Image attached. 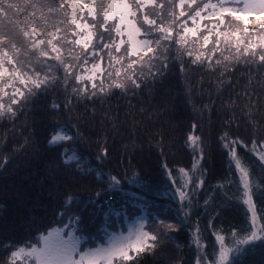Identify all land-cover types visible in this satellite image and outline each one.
I'll list each match as a JSON object with an SVG mask.
<instances>
[{
	"label": "snow or ice",
	"instance_id": "1",
	"mask_svg": "<svg viewBox=\"0 0 264 264\" xmlns=\"http://www.w3.org/2000/svg\"><path fill=\"white\" fill-rule=\"evenodd\" d=\"M0 18L5 21L0 23V119L15 120L33 98L49 90L62 89L63 108L70 110L73 99L107 96L113 88L124 93L129 87L139 89L148 79L163 75L170 57L179 61L182 72L185 56L192 58L191 64L213 71H231L236 64L264 67V0H167V4L165 0H0ZM250 103L251 144L229 131L221 133L218 143L227 153L229 172L235 179L216 185L225 197L224 205L235 200L246 206V225L225 231L210 221L211 244L197 225L191 239L194 264H242L248 252L264 246V209L258 212L254 200L257 194L264 196V139L257 142L259 129L252 119L255 102ZM50 107L58 111L61 105L54 100ZM192 128L185 141L194 157L191 169H178L182 182L171 170L166 172L185 217L206 174L201 165L206 144L196 134L195 123ZM78 135L59 125L48 145L63 146L60 167L65 173L88 175L91 168L67 147ZM247 153L259 161L261 173L253 169ZM101 154L106 156L107 149L102 148ZM10 162L0 152V170ZM107 182L110 188L120 184L115 176ZM228 185L235 186L234 194H229ZM211 200L210 196L205 205ZM73 201V197L65 199L60 227L40 233L35 240L7 242L5 264H130L145 253H155L163 239H171L149 231L151 225L177 230L174 223L156 216L138 221L126 233H108L105 243L84 246L85 238L77 234L81 217L68 214Z\"/></svg>",
	"mask_w": 264,
	"mask_h": 264
},
{
	"label": "trees",
	"instance_id": "2",
	"mask_svg": "<svg viewBox=\"0 0 264 264\" xmlns=\"http://www.w3.org/2000/svg\"><path fill=\"white\" fill-rule=\"evenodd\" d=\"M190 60L184 57L182 72L179 61L170 57L163 75L148 79L141 88L129 87L126 93L113 89L110 95L91 100L73 99L70 110L63 108L62 89L49 90L33 98L15 120L0 119V152L11 158L0 170V264L7 260V242L35 240L40 233L60 227L59 213L67 197L74 198L68 214L81 217L77 234L85 241L108 234L112 224L126 223L135 214L177 224L176 231L162 235L171 239H163L155 253H145L130 264H194L191 239L197 225L209 244L214 242L210 221L225 231L246 225V206L235 200L224 205L225 197L216 188L226 178L235 179L218 138L229 131L250 145L253 130L247 113L250 102H255L256 139L258 143L264 139V67L236 64L231 71H213ZM54 100L61 105L58 111L50 107ZM194 123L207 148L201 161L206 174L185 217L166 172L171 170L182 182L178 169H191L194 157L185 141ZM59 125L73 135L79 133L67 147L91 168L90 174L65 173L60 167L63 146L48 145ZM102 148L107 149L106 156ZM238 152L245 155L243 149ZM247 158L261 173L256 157L247 153ZM109 176L117 177L120 184L110 188ZM228 190L230 195L236 192L233 185ZM254 200L258 212L264 209V196L257 194ZM63 219L66 223L67 217ZM241 260L242 264H264V246L257 245Z\"/></svg>",
	"mask_w": 264,
	"mask_h": 264
},
{
	"label": "rangeland",
	"instance_id": "3",
	"mask_svg": "<svg viewBox=\"0 0 264 264\" xmlns=\"http://www.w3.org/2000/svg\"><path fill=\"white\" fill-rule=\"evenodd\" d=\"M13 2H18V0H13ZM96 2H100V0H96ZM106 2V0H105ZM9 16H12V13H9ZM5 21H3V18H0V23H4ZM11 34V32L9 33ZM107 35V34H105ZM211 47V45H209V48ZM220 54L217 53V56H219ZM187 57V56H186ZM191 58V57H189ZM192 59V58H191ZM215 59V57L213 58ZM97 83H99V81H97ZM116 89V88H113ZM112 89V90H113ZM119 90V89H118ZM5 103L8 102L7 98H5L4 100ZM129 221H127L126 223H119V222H115L114 224L111 225L110 229L111 232H115V233H126L127 230L129 229L130 226L135 225L138 221L148 218V219H152L154 217H151L149 215H145V214H138V215H131L128 217ZM171 222V221H169ZM172 223V222H171ZM177 226V224H175ZM149 231H154V232H158L161 236L162 235H169V231H167L166 226L165 225H160V224H153L151 225V227L148 229ZM107 239V234H102L93 238H88V240H84L83 244L84 246H92L95 247L97 244H102L105 243Z\"/></svg>",
	"mask_w": 264,
	"mask_h": 264
}]
</instances>
